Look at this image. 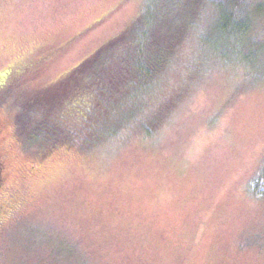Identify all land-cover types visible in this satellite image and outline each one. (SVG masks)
I'll use <instances>...</instances> for the list:
<instances>
[{"label":"rangeland","instance_id":"1","mask_svg":"<svg viewBox=\"0 0 264 264\" xmlns=\"http://www.w3.org/2000/svg\"><path fill=\"white\" fill-rule=\"evenodd\" d=\"M143 1L0 0V79L11 82L0 92V264H264V78L210 67L147 139L126 124V139L93 152L42 155L49 145L27 141L17 110L131 25ZM255 10L240 40L264 72Z\"/></svg>","mask_w":264,"mask_h":264},{"label":"trees","instance_id":"2","mask_svg":"<svg viewBox=\"0 0 264 264\" xmlns=\"http://www.w3.org/2000/svg\"><path fill=\"white\" fill-rule=\"evenodd\" d=\"M257 5L255 9L264 12ZM255 9L239 0H144L131 25L53 82L43 98L17 110L27 141L49 145L42 155L62 146L86 152L102 142L121 143L130 134L120 133L126 124L147 139L166 121L178 96L210 67L231 66L243 70L252 83L262 81L263 59L257 54L247 58L251 50L240 40L244 30L251 32ZM4 80L1 77L0 92L7 86ZM173 82L177 85L171 87ZM53 110L57 127L50 125ZM96 122L103 129L97 136L82 130Z\"/></svg>","mask_w":264,"mask_h":264},{"label":"flooded vegetation","instance_id":"3","mask_svg":"<svg viewBox=\"0 0 264 264\" xmlns=\"http://www.w3.org/2000/svg\"><path fill=\"white\" fill-rule=\"evenodd\" d=\"M3 171V165L0 161V181H2L1 172Z\"/></svg>","mask_w":264,"mask_h":264}]
</instances>
